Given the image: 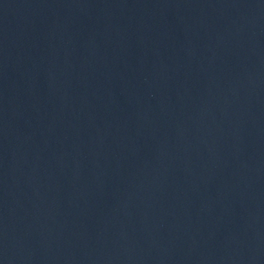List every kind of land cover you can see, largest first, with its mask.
<instances>
[{
  "label": "water",
  "instance_id": "1",
  "mask_svg": "<svg viewBox=\"0 0 264 264\" xmlns=\"http://www.w3.org/2000/svg\"><path fill=\"white\" fill-rule=\"evenodd\" d=\"M52 0H0V264H22L46 104Z\"/></svg>",
  "mask_w": 264,
  "mask_h": 264
}]
</instances>
